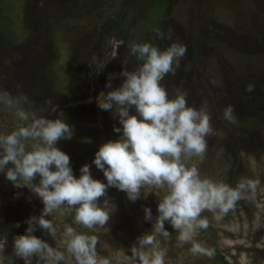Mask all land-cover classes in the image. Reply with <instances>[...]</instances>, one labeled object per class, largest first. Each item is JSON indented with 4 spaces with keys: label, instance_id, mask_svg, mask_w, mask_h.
Returning <instances> with one entry per match:
<instances>
[{
    "label": "rangeland",
    "instance_id": "1",
    "mask_svg": "<svg viewBox=\"0 0 264 264\" xmlns=\"http://www.w3.org/2000/svg\"><path fill=\"white\" fill-rule=\"evenodd\" d=\"M81 4L94 6L103 18ZM131 40L161 50L171 43L186 46L176 74L161 83L170 98L180 89L188 106L211 118L215 134L206 137L205 155L215 162L202 178L233 188L241 178L259 181L254 193L245 192L221 216L217 232L197 231L194 239L214 250L212 258L190 254L191 243L180 244L172 228L168 240L158 237L167 249L165 264H264V0H0V92L26 97L21 107L29 113L65 120L74 134L57 147L70 156L74 175L79 178L80 168L89 164L92 177L107 183L92 162L102 144L120 138L122 133L113 129L122 125L113 111L98 107L97 99L121 85L117 76L112 89L106 88L110 74L138 67L129 51ZM249 84L254 91H246ZM26 123L0 105V133ZM197 159L188 166H198ZM165 194L166 189L146 187L132 202L124 191L109 187L99 202L104 207L109 201L105 227L89 231L75 223L74 209L62 208L47 217L57 229L54 238L39 228L33 234L57 247L64 227L72 226L95 235L98 254L112 264H131L130 249L146 232V203L157 208ZM43 207L30 189L16 187L0 173V264H8L6 247L12 255L13 238L26 233V221ZM212 215L205 211L202 218ZM32 264L46 262L33 258Z\"/></svg>",
    "mask_w": 264,
    "mask_h": 264
},
{
    "label": "clouds",
    "instance_id": "2",
    "mask_svg": "<svg viewBox=\"0 0 264 264\" xmlns=\"http://www.w3.org/2000/svg\"><path fill=\"white\" fill-rule=\"evenodd\" d=\"M153 31L163 39L158 28ZM129 51L140 62L138 67L110 74L106 88L112 89V79L117 76L122 78L121 85L102 92L97 99L98 107L113 111L122 125L113 129L122 133L120 138L102 144L92 162L103 172L107 183L92 177L89 164L80 168L79 178L74 175L70 156L57 147L60 140H70L74 134L65 120L29 113L21 107L26 97L0 92V105L28 122L11 133H0V173L16 187L30 189L44 205L39 216L26 221V233L13 238L8 264H15L16 259L32 264L33 258L46 264H112L110 258L98 254L95 235L80 233L72 226L64 227L57 247L33 234L39 228L54 238L57 229L47 217L62 208L74 209L75 223L89 231L105 227L110 220L105 210L109 201L104 200V207L99 202L109 187L124 191L132 202L141 197V190L146 187L166 189L155 218L150 207L144 208V219L152 222V230L137 237L132 245L131 264H165L167 249L161 248L158 239L163 236L168 240L171 236L165 222L178 233L180 244L191 243L190 254L212 258L214 250L194 239L198 230H206L210 224L202 213L211 212L219 220L235 208L245 192L257 190L258 180L241 178L233 188L201 178L194 164L188 166L194 157L203 160L206 137L215 132L206 111L188 106L187 94L180 89L170 98L161 83L168 74H176L186 46L171 43L161 50L150 43L131 40ZM246 91H254V85L249 84ZM231 111L229 106L225 115ZM37 177L39 182L35 183Z\"/></svg>",
    "mask_w": 264,
    "mask_h": 264
},
{
    "label": "trees",
    "instance_id": "3",
    "mask_svg": "<svg viewBox=\"0 0 264 264\" xmlns=\"http://www.w3.org/2000/svg\"><path fill=\"white\" fill-rule=\"evenodd\" d=\"M109 1H111V0H109ZM85 6H86V9H87V13H91V12H94V11H97V18H99V19H102L103 18V14H102V12L100 11V10H95L96 8H94V6H92V5H88V4H84ZM84 5H82L81 4V7H83ZM112 5H114V4H112ZM84 6V7H85ZM117 23H119V20H117L116 21ZM111 24H112V22H111ZM138 62V61H137ZM139 63L140 62H138L137 63V65H139ZM211 156V155H210ZM211 157H209L208 156V158H207V156L205 155L204 156V158H203V160H198L197 159V163H198V166H196L197 168H198V170H199V173L200 174H203V173H210L209 171H210V168L212 167V165H214V162H215V160H213V159H210ZM222 164H223V161H222ZM224 168H226V163L224 162V166H223ZM201 176V175H200ZM201 178H202V176H201ZM147 205H148V207H150L151 208V210H152V214H153V217L155 218L157 215H158V212H157V208H154L151 204H149V203H146ZM209 222H210V224H209V227H208V229H212L213 230V232H217L216 230H215V225L216 224H218V223H220L218 220H215V219H213V215L212 216H210V219H209ZM147 226H146V232H150V230L152 229V222H148L147 224H146ZM165 228L169 231V232H171V230H172V226L169 224V223H167V222H165ZM150 229V230H149ZM79 232V231H78ZM261 234H264V230H262L261 232H260ZM141 235H143V234H141ZM8 245V244H7ZM10 245V244H9ZM6 246V245H5ZM6 249H7V252H8V258L11 256V254H9V250H10V247L8 246V247H6ZM224 259V258H223Z\"/></svg>",
    "mask_w": 264,
    "mask_h": 264
}]
</instances>
